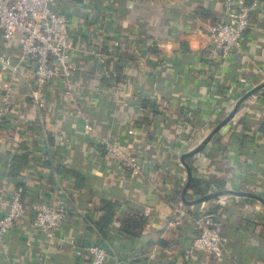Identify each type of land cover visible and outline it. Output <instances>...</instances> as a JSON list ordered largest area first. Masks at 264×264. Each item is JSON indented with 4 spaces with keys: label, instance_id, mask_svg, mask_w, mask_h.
I'll use <instances>...</instances> for the list:
<instances>
[{
    "label": "crops",
    "instance_id": "obj_1",
    "mask_svg": "<svg viewBox=\"0 0 264 264\" xmlns=\"http://www.w3.org/2000/svg\"><path fill=\"white\" fill-rule=\"evenodd\" d=\"M78 3L73 38L79 42L76 81L81 89L76 102L65 85L48 87L36 101L26 78L19 76L14 78L15 103L6 110L0 80L4 207L22 186L28 205L64 201L69 210L50 237L35 226L28 208L0 240V264H90L73 253V238L102 243L110 253L105 264H264L263 202L234 194L196 204L182 198L183 154L231 112L233 96L239 99L264 82V21L254 13L257 27L246 50L218 67L202 51L208 25L223 13L218 0ZM95 49H103L110 74L103 73ZM235 81L240 84L233 86ZM81 107L88 110L91 129L78 114ZM263 123L264 85L187 157L192 181L204 194L232 189L264 197ZM103 136L139 153L146 160L143 173L134 176L109 158L98 144ZM199 191L189 188L187 199L203 196ZM202 207L220 221L227 249L219 258L200 252L186 260L184 248L195 236L192 216Z\"/></svg>",
    "mask_w": 264,
    "mask_h": 264
},
{
    "label": "built area",
    "instance_id": "obj_2",
    "mask_svg": "<svg viewBox=\"0 0 264 264\" xmlns=\"http://www.w3.org/2000/svg\"><path fill=\"white\" fill-rule=\"evenodd\" d=\"M218 1L223 6V13L208 25V38L202 51L210 62L224 67L246 50L252 38L251 31L257 27L254 13H257L258 22L264 21V0ZM80 11L78 0H0V83L6 96V110L15 103L12 95L14 78L19 76L26 78V86L36 101L42 98L48 87L59 88L65 85V93L76 102L81 89L76 81L77 52L80 49L79 42L73 38V27ZM102 50L95 49L92 53L101 62L103 73L110 74ZM237 84L240 82H233V86ZM233 92L235 90L231 86L228 93ZM232 98L230 110L238 101V97ZM77 110L85 128L91 129L93 124L86 107ZM98 140L105 154L120 168L128 169L134 176L143 173L146 160L139 153L110 136ZM6 204L7 207H4L0 198V240L16 228L28 208L34 212L35 226L50 237L61 229L68 218L69 210L64 201L50 204L40 200L28 205L22 186L14 189L10 202ZM192 222L195 236L191 245L184 248L183 257L190 260L200 252H211L218 258L222 257L228 239L215 214L202 207L197 216H192ZM71 243L73 253L87 258L90 264H105L110 258L108 249L98 241L73 238Z\"/></svg>",
    "mask_w": 264,
    "mask_h": 264
},
{
    "label": "water",
    "instance_id": "obj_3",
    "mask_svg": "<svg viewBox=\"0 0 264 264\" xmlns=\"http://www.w3.org/2000/svg\"><path fill=\"white\" fill-rule=\"evenodd\" d=\"M264 85V82L254 88H252L251 90H249L247 93H245L242 97H240L238 99V101L236 102L235 106L233 107V109L231 110V112L223 119L221 120L210 132L209 134H207V136L202 140V142L196 146L195 148L189 150L188 152H185L182 156V161L184 163V165L187 168V182L184 186L183 192H182V198L184 200V202L190 203V204H196L198 202H202L204 200L210 199L214 196H218V195H224V194H234V195H240V196H251V197H255L257 199H259L261 202L264 203V197L257 194V193H252L249 191H245V190H232V189H226V190H221L218 192H214V193H209V194H205L203 196H199L197 198H195L194 200H188L186 197V193L187 190L189 189V186L192 182L193 179V171L192 168L189 164V162L187 161V157L196 154L197 152H199L213 137L214 135L219 131V129L225 125L227 122H229L231 120V118L236 114V112L238 111V108L240 106V104L250 95H252L258 88H260L261 86Z\"/></svg>",
    "mask_w": 264,
    "mask_h": 264
},
{
    "label": "trees",
    "instance_id": "obj_4",
    "mask_svg": "<svg viewBox=\"0 0 264 264\" xmlns=\"http://www.w3.org/2000/svg\"><path fill=\"white\" fill-rule=\"evenodd\" d=\"M261 129L263 130V133H264V123L261 125ZM198 185H199V184H197L196 181H192V183H191V185H190L189 188H190V189L193 188V189H196V190H198V191L200 190L201 193H203V195H205L204 193H205L206 191H205L204 189L198 188ZM200 191H199V192H200Z\"/></svg>",
    "mask_w": 264,
    "mask_h": 264
}]
</instances>
